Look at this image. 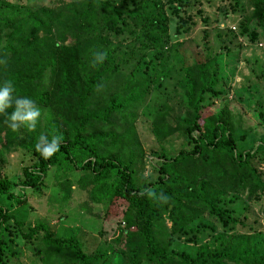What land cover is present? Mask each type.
I'll return each instance as SVG.
<instances>
[{"label":"trees","instance_id":"trees-1","mask_svg":"<svg viewBox=\"0 0 264 264\" xmlns=\"http://www.w3.org/2000/svg\"><path fill=\"white\" fill-rule=\"evenodd\" d=\"M200 1L0 0V60L7 62L0 64V85L11 80L14 97L31 98L50 111L41 134L25 137L0 115V146L12 149L17 143L35 157L21 166L14 184L36 188L49 167L63 172L77 167L85 174L80 188L90 202L104 204L106 211L122 200L131 219L118 229L112 246L91 252L74 236H53L42 223L29 226L24 238L43 230L42 264H101L114 253L123 261L119 264H264V231L254 225L255 214L248 219L245 204L264 201V138L242 150L236 140L243 135L235 133L231 120L204 124L203 112L225 93L215 56L190 62L181 57L182 75L174 87L179 113L166 103L156 110L150 129L157 145L151 159L155 177L149 180L140 168L144 151L134 121L149 81L135 75L136 65L148 52L162 54L179 45L175 37L191 29L194 14L206 22ZM227 8L241 17L236 31L230 30L234 39L254 43L259 34L264 37V0H229ZM96 53L106 58L94 63ZM256 117L264 126L260 104ZM42 134L49 140L61 137L50 158L36 151ZM12 184L0 162V264L12 255L2 234L3 224L13 218L2 203L20 199ZM259 211L264 212L263 204ZM203 219L219 228L209 226V239L200 243L187 234L208 225ZM164 221L168 237L184 235L195 244L194 253L168 249Z\"/></svg>","mask_w":264,"mask_h":264},{"label":"rangeland","instance_id":"rangeland-1","mask_svg":"<svg viewBox=\"0 0 264 264\" xmlns=\"http://www.w3.org/2000/svg\"><path fill=\"white\" fill-rule=\"evenodd\" d=\"M26 1V0H22ZM42 2L43 0H35ZM229 0H201L202 16L207 17L203 22L199 15L194 14L195 24L191 29L175 37L174 44L162 54L148 52L136 65L135 75L149 81V91L144 106L138 112L134 121L137 136L143 147V165L140 167L143 176L151 180L155 177L152 165V156L156 151V142L151 134V120L162 103H166L179 113V93L174 89L177 79L182 75V62H190L193 58L202 59L215 56L217 61V76L225 93L213 99V105L203 112L206 126L214 123L216 119L231 120L236 134L243 136L237 138L238 149H249L264 138V126L256 117L257 107L260 104L264 110V37L259 34L256 42L249 43L242 36L233 38L230 30L233 25L235 32L241 17L237 12L229 11ZM227 17L223 20V9ZM174 30V19L170 20L169 31ZM224 45L226 48H224ZM154 55H156L154 57ZM151 61V62H150ZM209 101V100H208ZM38 106V105H37ZM41 110L35 130L23 127L18 130L20 137L26 134H41L42 127L48 123L50 111L47 107L38 106ZM175 144L178 139L172 137ZM171 142V143H172ZM2 156L0 159L2 173L13 182L10 190L14 196L2 204L7 207L13 218L3 224L2 234L6 238V245L12 251L8 264H42L39 253L43 249L40 237L42 229H38L31 237L24 238L22 232L29 226L42 223L53 236H74L81 243L85 251L91 252L105 249L113 244L118 229L129 225L128 208L126 203L118 200L105 211L104 204H95L88 200L86 193L80 188L83 185L85 174L77 167L63 172L49 167L36 188H26L14 184L20 174L21 166L34 160L30 150L19 147L17 143L12 149L0 146ZM66 186L68 189L66 191ZM2 200V199H1ZM248 219L252 221L251 214H255L257 221L254 225L264 231V212L259 211L264 201H246ZM124 210V217L122 212ZM245 212V210H243ZM16 221L20 222L19 224ZM208 225H199L194 239L200 243L209 239V226L219 227L214 222ZM168 222L164 221L162 235H167ZM203 228V229H201ZM167 235V246L171 251H186L194 253L195 244ZM110 255V254H109ZM116 253L111 254L107 261L101 264H119Z\"/></svg>","mask_w":264,"mask_h":264},{"label":"clouds","instance_id":"clouds-1","mask_svg":"<svg viewBox=\"0 0 264 264\" xmlns=\"http://www.w3.org/2000/svg\"><path fill=\"white\" fill-rule=\"evenodd\" d=\"M106 58L105 53H96L95 62H102ZM4 60H0V64H6ZM14 84L11 80H5L0 85V115H5L8 127L12 131H18L22 126L28 130H35L37 121L40 117L41 110L36 105L35 101L28 97H14ZM13 108V111L8 114L6 109ZM61 137L53 135L51 140L46 135H40L37 139L36 151L42 157L50 158L60 147ZM149 197H155L156 194L152 190H147ZM143 195V193H142ZM160 200L165 201L167 197L161 195Z\"/></svg>","mask_w":264,"mask_h":264},{"label":"built area","instance_id":"built-area-1","mask_svg":"<svg viewBox=\"0 0 264 264\" xmlns=\"http://www.w3.org/2000/svg\"><path fill=\"white\" fill-rule=\"evenodd\" d=\"M231 28L234 29V26L232 25Z\"/></svg>","mask_w":264,"mask_h":264}]
</instances>
